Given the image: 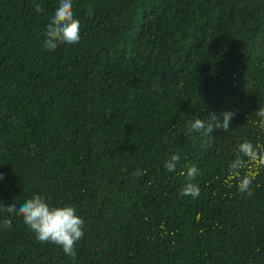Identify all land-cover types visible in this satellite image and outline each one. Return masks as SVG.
<instances>
[{
    "label": "trees",
    "instance_id": "16d2710c",
    "mask_svg": "<svg viewBox=\"0 0 264 264\" xmlns=\"http://www.w3.org/2000/svg\"><path fill=\"white\" fill-rule=\"evenodd\" d=\"M52 4L0 0V200L71 202L85 234L73 260L12 212L0 264H264V168L251 195L224 183L264 144V0H73L81 40L46 49ZM225 109L229 130L190 129Z\"/></svg>",
    "mask_w": 264,
    "mask_h": 264
},
{
    "label": "clouds",
    "instance_id": "9594fccd",
    "mask_svg": "<svg viewBox=\"0 0 264 264\" xmlns=\"http://www.w3.org/2000/svg\"><path fill=\"white\" fill-rule=\"evenodd\" d=\"M36 7L38 9L39 5ZM91 14L92 9L89 8V15ZM41 37V46L46 49H53L61 42L72 45L81 40V22L74 14L73 0H53L52 8L41 28ZM234 115V111L225 109L219 115L211 114L206 120L194 116L189 127L194 131L205 130L206 133L213 129L227 131ZM255 115L258 119L252 123L264 133V104L256 105ZM179 160L180 155L173 152L164 161V167L168 172H174ZM259 168H264V144L242 139L236 144L235 155L227 164L224 183L232 187L235 181L238 193L251 195V185ZM199 172L200 169L194 164L188 166L186 171H181L180 174L186 175L187 180L180 189V195L199 197L200 187L193 182ZM141 173L142 170L135 174ZM12 212L21 214L23 223L37 241L58 245L66 256L73 260L76 258L75 245L85 234V220L73 203L52 201L39 192H32L19 202L14 198L0 200V213H7L0 215V227L10 224L9 214Z\"/></svg>",
    "mask_w": 264,
    "mask_h": 264
}]
</instances>
